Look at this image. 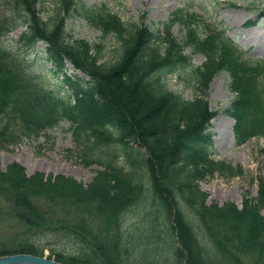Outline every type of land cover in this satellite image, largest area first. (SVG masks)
Listing matches in <instances>:
<instances>
[{
    "label": "trees",
    "instance_id": "1",
    "mask_svg": "<svg viewBox=\"0 0 264 264\" xmlns=\"http://www.w3.org/2000/svg\"><path fill=\"white\" fill-rule=\"evenodd\" d=\"M2 5L8 13L0 16V120L12 119L25 136L65 121L74 137L87 135L97 140L95 146L86 145L84 152L88 164L103 168L86 188L63 180L43 186L41 179L26 182L18 170L7 171L3 183L35 200L28 209L13 206L9 212L14 219H21L19 229L26 241L20 249L41 255L48 247H39L30 238L60 234L68 251L49 248V255L77 264H243V256L263 253L264 222L257 212L251 208L241 212L233 207L209 208L194 181L198 175L195 161L207 163L212 145L209 129L214 114L205 101L210 79L221 71L231 77L234 99L224 113L233 119L235 141L240 145L264 136V83L258 82L259 77L264 79V64L244 60L229 40L224 42L217 35L200 39L191 22L185 23L182 45L168 27L159 40L146 25L127 26L107 8L96 10L76 0H2ZM43 10L48 12L45 20L41 18ZM72 16L97 29L99 42L69 37L64 22ZM177 19L182 21V17ZM23 24L24 31L7 46L5 39ZM108 36H114L119 49L116 58L106 63L101 62L102 41ZM39 42L46 45L45 60L61 77L62 87H68L72 100L40 86L35 76L26 73L19 50L34 49ZM186 47L207 58L202 69L194 71L198 95L189 101L160 83L162 73L188 65ZM67 64L88 79L68 75ZM141 102L149 108L141 110ZM124 107L132 111L133 126L121 115ZM145 112L152 116H142ZM150 129L157 130V140L147 147L150 150L152 143L158 144L150 150L151 162L135 151L139 171H124L117 165L112 146L134 151L130 145L139 146ZM164 156L166 162H162ZM41 197L55 209L61 208L64 215L67 210L83 216L79 222L55 230L41 224L37 214L26 226L27 216L40 211L37 199ZM169 204L176 211L174 220ZM137 209L143 215V225L133 231L126 216Z\"/></svg>",
    "mask_w": 264,
    "mask_h": 264
},
{
    "label": "rangeland",
    "instance_id": "2",
    "mask_svg": "<svg viewBox=\"0 0 264 264\" xmlns=\"http://www.w3.org/2000/svg\"><path fill=\"white\" fill-rule=\"evenodd\" d=\"M77 1L96 9L105 5L113 14L128 24L136 23L140 16L145 14V24L152 32L161 30L162 24L168 23L172 14L182 9L199 16L198 21L193 24L194 26L198 24L196 29L201 35L205 34L206 25L215 32L226 29V35L247 57L254 60H264V0ZM16 2L18 3V0ZM0 4H2V0H0ZM3 8L0 6V16H6V10ZM38 9H40L39 5ZM260 13H262L263 18L255 26L247 27L246 23L253 22L252 20L256 19ZM47 15V11L41 12L43 20ZM64 24L69 37L83 39L89 43L99 42L101 33L85 20L72 16ZM24 27H26L25 24L19 25L17 27L19 29L10 33L4 43L11 46L10 40L17 38L24 31ZM170 32L177 40H183V23L176 22L173 24ZM162 35L164 34L162 33ZM102 42L105 46L103 49L104 57L101 62L107 63L114 60L118 54L119 43L114 36H108ZM44 49L45 46L39 44L36 50L32 52L23 50L20 52L19 50L26 65H29L27 72L42 76L39 82L41 85L65 91V88L57 84L61 78H54L49 73L50 65L43 61ZM185 54L190 56V66L178 68L172 73H162L161 79L162 86L166 90L180 95L184 100H191L198 95L193 70L202 66L205 58L200 54H192L189 49ZM228 84V74L218 72L207 86L205 98L208 107L217 115L210 122V132L213 134L212 147L208 149L210 157L207 163L195 161L198 175L194 183H197L200 192L206 197L205 206L217 209L233 207L238 212L251 208L264 222V137L253 138L240 146L235 144L232 132L233 121L222 113V110L233 99ZM134 96L137 97V95ZM139 105L141 110L149 108L142 102ZM120 111L121 115L125 116V121L133 126L135 118L132 111L126 107ZM142 116L150 118L152 115L145 112ZM11 120L9 121L8 118L0 120V258L28 255L61 264H77L49 255V248L55 252L68 251L69 245L63 237L59 236L60 234L56 236L40 234L29 237L35 245L48 247L44 249L41 255L20 249L26 241V236L22 235L24 234L23 230L19 229L21 219H14L9 212L14 208L13 206L28 209L31 205L30 202L35 200L31 194L28 195L25 192V195L19 189L13 191L10 184L3 183L2 177L9 170H18L23 174L26 182L41 179L44 186L47 183L52 184L63 180L71 181L76 185L80 184L86 188L96 178L97 173L103 170L100 164H88V157L84 152L86 145L95 146L97 140L88 138L87 135L74 137L67 122H61L49 130L39 131L37 135L25 136ZM138 123L136 125L140 126ZM156 132V129L147 130L146 140L144 138V141L138 139L140 145H133L134 151H124L121 146L114 144L112 151L114 150L117 154V165L126 172L139 171L140 159L135 151H139L151 162V151H154L158 144L152 143L151 151L147 146L150 141L157 140ZM140 141L145 145L141 144ZM174 155L171 153V160L175 159ZM167 157L164 156L165 160L162 162H166ZM151 169L156 175L157 168L154 163H152ZM21 200L27 201V204ZM37 201L40 211L27 216L26 226L31 224L30 221L37 214L40 215L41 224L50 225L55 230L59 229L60 225L71 226L79 222L83 216L80 212L71 211L69 213L67 210H64L66 212L64 215V212L60 211L61 208L55 209L50 201L42 197ZM169 206L171 218L174 220V214H176L174 205L169 204ZM126 219L129 228L133 231L137 230V226L140 229L143 225V215L138 209L127 214ZM177 240L178 238H176ZM155 241L154 238L153 242ZM260 251L263 253L245 255L241 261L243 264H264V237L260 241Z\"/></svg>",
    "mask_w": 264,
    "mask_h": 264
},
{
    "label": "water",
    "instance_id": "3",
    "mask_svg": "<svg viewBox=\"0 0 264 264\" xmlns=\"http://www.w3.org/2000/svg\"><path fill=\"white\" fill-rule=\"evenodd\" d=\"M0 264H61L48 261L42 258H35L28 255L6 256L0 258Z\"/></svg>",
    "mask_w": 264,
    "mask_h": 264
},
{
    "label": "bare ground",
    "instance_id": "4",
    "mask_svg": "<svg viewBox=\"0 0 264 264\" xmlns=\"http://www.w3.org/2000/svg\"><path fill=\"white\" fill-rule=\"evenodd\" d=\"M228 119V118H227Z\"/></svg>",
    "mask_w": 264,
    "mask_h": 264
}]
</instances>
